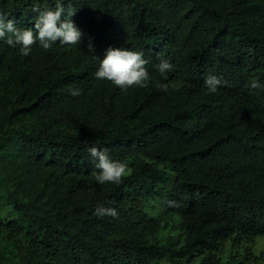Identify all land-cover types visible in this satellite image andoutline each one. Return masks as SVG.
<instances>
[{"label":"trees","instance_id":"obj_1","mask_svg":"<svg viewBox=\"0 0 264 264\" xmlns=\"http://www.w3.org/2000/svg\"><path fill=\"white\" fill-rule=\"evenodd\" d=\"M58 2L0 13L34 28L33 8ZM72 6L78 45L24 57L0 40V264H264L250 248L264 236V0ZM109 47L142 51L149 86L97 80ZM211 75L226 81L215 94ZM92 146L127 164L122 183L95 181Z\"/></svg>","mask_w":264,"mask_h":264},{"label":"clouds","instance_id":"obj_2","mask_svg":"<svg viewBox=\"0 0 264 264\" xmlns=\"http://www.w3.org/2000/svg\"><path fill=\"white\" fill-rule=\"evenodd\" d=\"M73 0H68L67 6L64 0L55 4L53 8H48L40 12L38 8H33L38 15L35 19L34 28H19L12 19H7L0 13V40L6 39L10 47L20 45L19 54L27 57L32 52V46L39 44L44 50H50L59 39L60 44L78 45L84 35L76 26L72 17L77 11L72 6ZM88 49L94 52L91 41ZM148 61L144 58L142 51H134L124 47H109L104 58L100 59L98 70L95 72L97 80H107L121 90L129 88H146L151 81L150 73L146 65ZM158 72L167 79V73L174 70V65L166 60H161L155 66ZM222 78L211 75L205 80V85L209 94H215L219 87L225 84ZM182 85H174L178 90ZM157 87L167 92L169 85L158 83ZM253 89L260 88L257 80L250 82ZM72 95H78L79 89L70 90ZM88 153L97 162L98 173H94V179L99 184L119 185L126 177L128 166L124 162L110 159L107 149H99L96 146L88 147ZM95 215L116 217L118 212L115 208L98 205Z\"/></svg>","mask_w":264,"mask_h":264},{"label":"rangeland","instance_id":"obj_3","mask_svg":"<svg viewBox=\"0 0 264 264\" xmlns=\"http://www.w3.org/2000/svg\"><path fill=\"white\" fill-rule=\"evenodd\" d=\"M250 248H251V250H253V252H255V253H258L261 249H263V248H264V236H259V237H257V238L253 241V243L250 244ZM244 249H245L244 246L241 247L240 249H238V253H239L240 255L244 254ZM229 250H230V247H229V245L226 243V244L224 245V254H228Z\"/></svg>","mask_w":264,"mask_h":264}]
</instances>
